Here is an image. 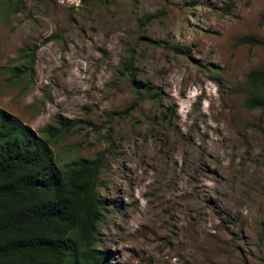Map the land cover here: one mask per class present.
I'll return each mask as SVG.
<instances>
[{"label":"rangeland","instance_id":"obj_1","mask_svg":"<svg viewBox=\"0 0 264 264\" xmlns=\"http://www.w3.org/2000/svg\"><path fill=\"white\" fill-rule=\"evenodd\" d=\"M263 15L264 0H0V109L38 134L74 122L60 164L105 154L106 264H264V117L239 92L264 66Z\"/></svg>","mask_w":264,"mask_h":264},{"label":"trees","instance_id":"obj_2","mask_svg":"<svg viewBox=\"0 0 264 264\" xmlns=\"http://www.w3.org/2000/svg\"><path fill=\"white\" fill-rule=\"evenodd\" d=\"M234 45L262 46L253 35ZM27 64L14 68L12 79L24 78L32 70V61ZM132 89L138 98L157 100L134 82ZM239 92L244 107L264 117V66L247 74ZM74 126L57 116L38 134L0 109V264H106L96 238L105 209L98 193L105 154L60 164L52 150ZM260 240L264 244V223Z\"/></svg>","mask_w":264,"mask_h":264},{"label":"built area","instance_id":"obj_3","mask_svg":"<svg viewBox=\"0 0 264 264\" xmlns=\"http://www.w3.org/2000/svg\"><path fill=\"white\" fill-rule=\"evenodd\" d=\"M60 6L68 9H79L82 6L83 0H55Z\"/></svg>","mask_w":264,"mask_h":264}]
</instances>
